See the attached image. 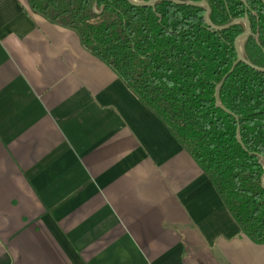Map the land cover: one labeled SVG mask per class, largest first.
I'll return each instance as SVG.
<instances>
[{
  "label": "crops",
  "instance_id": "crops-1",
  "mask_svg": "<svg viewBox=\"0 0 264 264\" xmlns=\"http://www.w3.org/2000/svg\"><path fill=\"white\" fill-rule=\"evenodd\" d=\"M0 264H264L166 123L27 0H0Z\"/></svg>",
  "mask_w": 264,
  "mask_h": 264
},
{
  "label": "trees",
  "instance_id": "trees-1",
  "mask_svg": "<svg viewBox=\"0 0 264 264\" xmlns=\"http://www.w3.org/2000/svg\"><path fill=\"white\" fill-rule=\"evenodd\" d=\"M27 1L33 13L75 31L166 123L243 234L264 244V72L243 62L230 72L234 40L245 24L217 31L207 25L204 7L169 0L155 7L128 0ZM207 1L215 25L249 16L254 35L244 54L264 67V0H246L248 7L242 0ZM221 82L219 100L231 113L217 105Z\"/></svg>",
  "mask_w": 264,
  "mask_h": 264
},
{
  "label": "water",
  "instance_id": "water-1",
  "mask_svg": "<svg viewBox=\"0 0 264 264\" xmlns=\"http://www.w3.org/2000/svg\"><path fill=\"white\" fill-rule=\"evenodd\" d=\"M131 4L133 5H137V6H150V7H155L156 3L159 0H148V1H142V0H128ZM172 1L174 3L177 4H185V5H189V6H202L206 9V13H205V20L206 23L209 27L213 28L214 30L220 31V30H224L227 29L229 27H231L232 25L239 23V22H243L245 24V30L242 32H239L234 40V45H235V49L237 52V60L234 62L233 67L231 68L230 72H232L234 70V68L236 67V65L239 62H243L245 64H247L248 66L252 67L255 70L264 72V67L258 66L253 64L250 60H248L244 54V43L245 41L250 37L253 36V31H252V25H251V21L249 19V16L246 14L245 17H241V18H236L234 19L232 22H230L229 24L226 25H222V26H218L215 25L211 19H210V12H211V6L209 4V2L207 0H198V1H182V0H169ZM245 5L248 7V3L246 0H242ZM229 72V73H230ZM228 75V74H227ZM227 75L225 76V78L227 77ZM224 78V79H225ZM224 81V80H223ZM223 82H221L218 86H217V91H216V99H217V105L224 109L225 111L231 113V111H229L219 100V88L222 85ZM238 140L240 143H242V139L239 135V128H238ZM263 182H264V178H263Z\"/></svg>",
  "mask_w": 264,
  "mask_h": 264
}]
</instances>
